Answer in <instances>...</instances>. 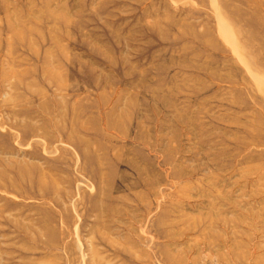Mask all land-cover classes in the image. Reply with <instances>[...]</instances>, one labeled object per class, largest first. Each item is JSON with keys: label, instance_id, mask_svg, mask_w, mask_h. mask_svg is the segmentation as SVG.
<instances>
[{"label": "rangeland", "instance_id": "1", "mask_svg": "<svg viewBox=\"0 0 264 264\" xmlns=\"http://www.w3.org/2000/svg\"><path fill=\"white\" fill-rule=\"evenodd\" d=\"M0 264H264V0H0Z\"/></svg>", "mask_w": 264, "mask_h": 264}]
</instances>
